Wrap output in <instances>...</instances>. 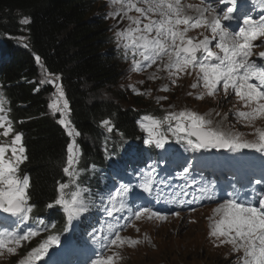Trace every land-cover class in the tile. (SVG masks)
<instances>
[{
  "label": "snow or ice",
  "instance_id": "6c2138e0",
  "mask_svg": "<svg viewBox=\"0 0 264 264\" xmlns=\"http://www.w3.org/2000/svg\"><path fill=\"white\" fill-rule=\"evenodd\" d=\"M217 2L225 4L226 10L218 11L212 3H206L205 0H200V4H184L182 0H111L119 8L110 15L129 22L127 27L115 32V38L117 44L125 50L126 59L128 53H131L133 72H142L155 65L157 72L167 74L172 85H176L181 77L194 74L195 81L190 87L199 90L195 94L197 100H203L206 96L215 99L221 92L225 98L234 95L241 105L234 112L237 121H243L245 126H254L257 120H264V51L258 53L260 62L252 58L254 47L264 46V41H261V45L254 43L264 38V14L258 18L251 15L249 5L252 0ZM238 4L242 25L237 31H232L224 22L236 18L233 14L237 11ZM133 11L138 15H129ZM193 12L195 14H191ZM23 22L27 23V20ZM196 29L203 30L202 39L189 35L190 31ZM35 60L41 68L44 67L38 55ZM157 78L155 74L149 76L152 80ZM59 80V76L48 73L40 83L51 84L55 88L49 108L53 114H60L58 123L66 129L69 137H73L67 146L66 164L62 171L71 181H75L78 176L79 149L74 138L81 133L72 126L68 118L70 106ZM133 91L137 95L142 94L135 87ZM161 91H169L168 85ZM188 95L192 96L193 92ZM164 99L167 97H158L157 102ZM5 103L4 97L0 95V137L4 138L0 139V213L6 214L5 219L12 220L13 230H9L7 225L0 230V255L5 249L14 253L22 241H28L39 234L38 229L21 231L19 228L29 221L35 205L29 203V177L20 174V165L27 160L23 133L15 132ZM211 115V112L201 115L197 111L184 109L168 112L162 118L144 115L139 123L141 129L148 133L145 143L154 145L157 149L165 147L170 133L176 143L184 144L192 152L212 149L239 152L251 149L264 153V128H256L254 134L257 138L248 140L243 133L215 124ZM101 124L107 131H113L110 120H103ZM165 125L166 132L161 130ZM190 167H183L181 178L185 183L180 192L173 195V202L183 204L186 201L178 197L188 195L193 197V201L215 200L214 182L189 191L197 184L194 176L188 178L191 175ZM262 182L264 181H256L257 184ZM69 187V183H59V196L54 203L62 206L71 223L87 213L89 206L79 190L66 193ZM139 188L151 196L155 191V180L146 179ZM133 191L131 184L121 183L107 198L108 205L104 211L108 217H114L115 222L108 224L109 235L102 238L105 250L113 246H136L141 243L138 239L122 237L120 234L133 225V221H140L142 218L149 221L167 220L166 215L149 206L130 205L128 197ZM47 206L51 208L53 204ZM125 212L128 215H116ZM175 215L179 216L180 213L176 212ZM208 219V235L213 238L214 243L218 242L217 246L227 244L234 254H239L236 256V264H264V191L258 197L242 199L241 194L234 190L227 194L223 202L217 203ZM120 220H124V223L121 224ZM136 230L139 231L138 228ZM144 239L147 240L148 237L145 236ZM59 242L58 236L49 235L38 247L32 248L20 264H36L50 247ZM117 259L115 253L106 257L101 255L93 264H116Z\"/></svg>",
  "mask_w": 264,
  "mask_h": 264
},
{
  "label": "trees",
  "instance_id": "16d2710c",
  "mask_svg": "<svg viewBox=\"0 0 264 264\" xmlns=\"http://www.w3.org/2000/svg\"><path fill=\"white\" fill-rule=\"evenodd\" d=\"M94 6L93 0H0V35L6 48L14 50L12 60L0 64V95L15 132L23 133L27 160L20 165V174L29 177V203L35 205L32 216L46 225L48 234L59 238L66 219L54 202L59 183L70 180L62 168L71 137L48 111L50 90L39 84L35 57L41 58L49 72L61 76L72 126L81 133L76 188L88 186L95 195L97 187L107 186L108 164L103 161L112 153L119 154L118 150L129 149L132 142L141 144L139 120L144 115H161L150 99L126 96L117 87L122 67L107 22ZM127 97L130 102L124 105ZM103 120L112 122V132L102 126ZM95 212L93 208L88 221L75 230L76 238L89 239L87 231L95 222Z\"/></svg>",
  "mask_w": 264,
  "mask_h": 264
},
{
  "label": "rangeland",
  "instance_id": "374dc122",
  "mask_svg": "<svg viewBox=\"0 0 264 264\" xmlns=\"http://www.w3.org/2000/svg\"><path fill=\"white\" fill-rule=\"evenodd\" d=\"M182 3L187 4V0H182ZM94 4V10L97 14L103 11H107L103 13V16L113 19L117 18V16L110 15V13L117 11L119 5L112 4L111 0H101L100 3ZM109 24H112V19L109 21ZM201 32L202 30L196 29L190 31L189 35L202 39ZM15 39L17 40L18 44H25V41H23V39ZM263 39L264 38H261L260 40ZM5 49L6 44L4 40H2V37L0 35V58L3 60H8L10 54ZM123 63L124 62H122V79L117 87L122 90L123 94L126 96H134L129 92V86H131L130 84L141 87L143 91L142 94L146 95H141L142 99L146 98V100H148L150 97L152 99L150 100V103H154L158 106L161 115H154L158 118H162L168 112H178L184 109L197 111L201 115H205L211 112V119H213L215 124L220 125L222 128H231L235 132L243 133L245 139L248 140H255L257 138L254 134L256 128H264V120H257L254 126H245V123L243 121H237L234 112L237 109L241 108V105L237 103L234 95L225 98L223 96V93L221 92L220 95H218L215 99L206 96L203 100H197L195 98V94L199 90L192 89L190 87V80L191 83L195 81L194 74L191 76H183L178 79L176 85H172L171 82L167 79V74L165 72L152 71L153 67L142 72H133L131 70V64L127 63L126 65H124ZM39 71L40 74L38 76V80L40 86L44 88L48 87L50 90L47 95L50 104L52 102V99L54 98L55 88L51 84L40 83V81L45 79V76L50 72L45 67L41 68V66ZM153 74H155L158 78L154 80L149 79V76ZM53 76L57 75L53 74ZM142 81H144L143 83L149 86L148 89L143 88L145 85H143L142 87ZM58 83L62 85L61 80H59ZM165 85H168L169 90L172 88L173 90L171 92L161 91V89ZM189 92H193V95L189 96ZM107 96L112 97V95L109 94ZM158 97H167V99L160 100L158 103ZM129 102V97L122 101L124 105H127V103ZM232 105H234V109L232 108ZM148 107L149 106H147L146 108ZM49 112L52 115H59L58 119H60L59 113L53 114L50 108ZM216 113H220V115H216ZM164 127H166L167 131V126L165 125ZM144 135H146L148 139V133L144 131ZM168 135L171 136L170 133H168ZM10 138L11 137H9L8 139L10 140ZM0 139L4 138L0 137ZM240 152H249L256 159L262 160L263 158V153L256 152L255 150L242 149L240 150ZM80 157L81 153L79 149L78 163ZM93 167H95V165H93L92 168ZM202 173L203 172L200 169L190 170L191 175L189 177L196 176L198 174L202 175ZM67 183L70 184V187L66 190V193H71L72 191L79 190L84 194V198L88 203L90 211L92 202L89 200L87 194H91L92 196V190L88 186H82L81 184H78L76 188L73 185L74 181L71 180H69ZM171 187L176 191H180L181 189L180 185L174 184ZM132 195L136 196L139 199L143 198L144 200H151L153 198L157 210L166 215L167 220L165 222H162L160 220L149 221L146 218H142L140 221H133V225L127 227L126 231L123 232L121 236L138 239L141 241V243L136 246H113L112 248L105 250L103 256L106 257L115 253L118 256L116 264H236V256L239 254H234L231 250V246L227 244L217 246L218 242L214 243L213 238L208 235V218L213 214V209L217 206V203L223 202V199H199L197 201H194L196 205H190L186 209L178 211V206L180 204L173 202L174 193L167 190L164 186L155 189L151 196L143 192L139 194L132 192L130 196ZM197 195H199L198 192ZM130 196L128 198H130ZM191 197H189L188 199L178 197V199H182L187 202L192 199ZM58 209L59 211L64 212L62 206L58 205ZM89 211L82 214L80 217L75 218L71 223L68 222L67 214L64 212V217L67 220V231H74V228H76L79 223L83 222V217L89 215ZM176 212H179L180 215L176 216ZM116 215L119 216L118 214ZM108 219L113 220V223L115 222L114 217H108L107 214L101 215V213H99V215L97 216V220L100 221ZM102 225L103 223L97 225L94 228V235L100 232ZM137 228L139 229V231L136 230ZM108 232V229H106L105 233L101 234L100 241H102V238L107 235ZM145 236L148 237L147 240L144 239ZM68 239L72 240L70 236H68ZM59 245L62 244L60 243ZM71 246H74V244L71 243ZM96 247L97 241L93 238L92 243H88L83 249L81 247H77V251L81 257V255L86 254L88 251H93V249ZM74 249L76 248L70 247L66 250L72 251ZM61 250L62 249L56 247L50 251V255H44L42 259H45L47 264H52L53 262H55V259ZM20 254V247L16 248V251L14 253H9L5 249L3 251V254L0 255V264H20V261L25 259L24 257H21ZM91 259L92 260L90 264H93V261H95L97 258L91 257Z\"/></svg>",
  "mask_w": 264,
  "mask_h": 264
},
{
  "label": "bare ground",
  "instance_id": "6f19581e",
  "mask_svg": "<svg viewBox=\"0 0 264 264\" xmlns=\"http://www.w3.org/2000/svg\"><path fill=\"white\" fill-rule=\"evenodd\" d=\"M240 14V13H239ZM226 25V24H225Z\"/></svg>",
  "mask_w": 264,
  "mask_h": 264
}]
</instances>
